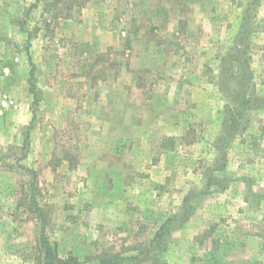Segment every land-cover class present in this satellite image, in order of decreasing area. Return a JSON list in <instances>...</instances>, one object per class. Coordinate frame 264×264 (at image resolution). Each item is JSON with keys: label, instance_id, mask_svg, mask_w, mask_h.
<instances>
[{"label": "rangeland", "instance_id": "obj_1", "mask_svg": "<svg viewBox=\"0 0 264 264\" xmlns=\"http://www.w3.org/2000/svg\"><path fill=\"white\" fill-rule=\"evenodd\" d=\"M32 197L63 258L264 264V0H0V264Z\"/></svg>", "mask_w": 264, "mask_h": 264}, {"label": "trees", "instance_id": "obj_2", "mask_svg": "<svg viewBox=\"0 0 264 264\" xmlns=\"http://www.w3.org/2000/svg\"><path fill=\"white\" fill-rule=\"evenodd\" d=\"M242 101L239 104L238 108V114L241 115L243 112H245L247 109H250L251 106H254L255 108L256 105L254 104L253 101L254 99L251 100L249 97H246L245 95L242 96ZM229 136H231V133H228ZM227 136L223 139V142L220 143L217 146V154H216V160H215V168L212 170L213 172L215 170H221L225 166L226 162V156H225V146H226V139ZM28 171V169H26ZM209 177H212L210 175ZM36 179L33 177L31 182L29 183V188L32 191V194L36 192ZM188 197L185 199L184 204H183V209L175 215V217L168 218L166 221V224L161 226L156 233L154 239L149 243V245L146 247L145 252H147L149 249H159L160 251L165 249L166 243H165V234H166V225L167 223H170L174 219H179L182 221H185L189 218L191 215V210H190V205L187 204ZM32 204L34 205L35 212L38 214L39 219L41 222H43V226L41 228V237L39 241V248L42 253V259L40 264H86L85 262H81L76 258H63L61 257L58 252H57V247L56 245L51 244L49 241V238L45 235V229H44V222H45V214L41 207L38 206V203L36 200L32 197ZM159 257V258H158ZM155 256L151 259L150 263L148 264H167L166 261H164L160 255ZM128 258L133 257H127V256H122V255H115L113 258H111L108 261H102L101 263L98 264H123L125 261L128 260Z\"/></svg>", "mask_w": 264, "mask_h": 264}]
</instances>
